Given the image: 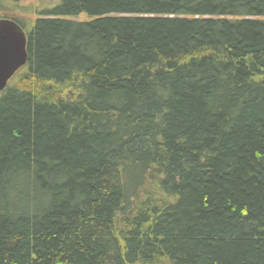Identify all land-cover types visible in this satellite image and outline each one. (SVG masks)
<instances>
[{
	"label": "trees",
	"instance_id": "trees-1",
	"mask_svg": "<svg viewBox=\"0 0 264 264\" xmlns=\"http://www.w3.org/2000/svg\"><path fill=\"white\" fill-rule=\"evenodd\" d=\"M36 14L0 92V264H264V0Z\"/></svg>",
	"mask_w": 264,
	"mask_h": 264
},
{
	"label": "water",
	"instance_id": "water-1",
	"mask_svg": "<svg viewBox=\"0 0 264 264\" xmlns=\"http://www.w3.org/2000/svg\"><path fill=\"white\" fill-rule=\"evenodd\" d=\"M27 60L26 36L12 20H0V92Z\"/></svg>",
	"mask_w": 264,
	"mask_h": 264
},
{
	"label": "rangeland",
	"instance_id": "rangeland-1",
	"mask_svg": "<svg viewBox=\"0 0 264 264\" xmlns=\"http://www.w3.org/2000/svg\"><path fill=\"white\" fill-rule=\"evenodd\" d=\"M58 0H0V18L15 19L29 27L37 18V11L51 6ZM84 20L85 16H80Z\"/></svg>",
	"mask_w": 264,
	"mask_h": 264
},
{
	"label": "flooded vegetation",
	"instance_id": "flooded-vegetation-1",
	"mask_svg": "<svg viewBox=\"0 0 264 264\" xmlns=\"http://www.w3.org/2000/svg\"><path fill=\"white\" fill-rule=\"evenodd\" d=\"M0 20H12V21H14L21 28V26L14 19H10V18H8V19L7 18H0ZM22 31L24 32L23 29H22ZM24 34H25V32H24Z\"/></svg>",
	"mask_w": 264,
	"mask_h": 264
}]
</instances>
